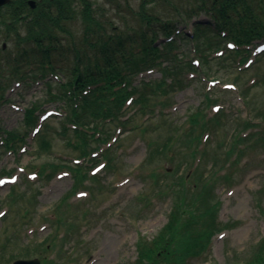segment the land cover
<instances>
[{"label": "rangeland", "instance_id": "374dc122", "mask_svg": "<svg viewBox=\"0 0 264 264\" xmlns=\"http://www.w3.org/2000/svg\"><path fill=\"white\" fill-rule=\"evenodd\" d=\"M92 1L95 2V8H98L99 20L108 24L109 34H116L127 27L129 32H132L130 27L137 28V17L142 5H145L144 9L150 15L162 19L176 21V17L181 16L180 27L188 26V29H193L197 21H208L207 14L199 13L198 10H195L196 14L192 18L183 16L186 11L196 8L195 0ZM257 12L260 14V11ZM1 20L7 18L1 17ZM260 21L264 23L263 16ZM67 28L78 37L83 33L80 20L67 23ZM6 39L0 35L1 57L15 55L25 47L23 45L18 48L14 41ZM194 44H197L199 50H206L207 54L212 51L206 38L196 40L195 43L192 39L188 43L184 41L177 51L180 53L178 58L168 59V69L177 71L175 74L162 76L158 69L142 77L147 82L165 81L163 89L160 87L163 91H154L156 100L158 97L157 103L162 104L160 109L154 108L155 111L159 110L154 111V119L147 122V117L140 113L134 120L135 124L142 127L147 125L149 132L125 128V133L120 135V144L112 149L115 161L111 167H105L96 173L94 179L81 183L74 194L77 179L69 173L64 178L60 176L69 172L66 165L77 164L74 159L79 158V153L69 143L71 138L59 133L62 126L60 119L49 121L52 123L50 151L37 150L39 135L32 140L31 130L25 138V153L21 150L18 154H10L0 149V181L5 179L4 176L15 177L14 183L0 184V264H14L20 259L33 258L43 263L45 256L56 259L54 264H135L139 256L137 243L143 240L151 244L157 238L174 204L171 194H166L167 188L162 180L164 177H151L150 174L160 166L170 173L175 172L171 180L188 173L193 165L197 166L196 173H204V180L212 185L211 201L218 203V212L212 244L202 255L190 258L187 264H242L251 258L264 240V134L260 129L241 131L250 118L262 121L261 127L264 128V115L261 114L264 112V52L258 55L253 65H247L249 68H246L239 63L240 57L231 56L227 50L229 46L223 41L224 51L207 56L210 62L201 60L203 71L195 74L198 80L187 83L183 80H188L185 70L175 66L182 59L183 63H193L195 59L202 58L200 53L194 51ZM3 45H6V49L1 51ZM189 77L192 76L189 74ZM205 78L218 79L220 83L210 86L203 80ZM231 83L239 90H227L226 85ZM26 84L22 83L6 92L11 103L0 107L2 128H17L25 133L29 128L23 123V108L28 107L32 101L45 103L47 92L43 86L37 83H31L30 86ZM206 92L211 93L213 102L217 101L215 105L224 107L227 119L224 124L213 126L214 135L207 140V137L202 138V147L204 144L207 146L205 152H202L204 158L200 160L198 157L192 161L193 157L189 154L191 149L184 142L188 136L185 133L178 136L180 140L177 146L158 154L156 149L159 144L163 145L167 141L165 138L176 139L177 133L172 132V127L183 129L192 115L203 110L207 117L217 113L213 105L207 107L209 101L206 100ZM14 106H19L21 110L18 111ZM56 106L46 105L44 109ZM107 130L111 133L114 131L109 128ZM184 130H187L186 127ZM254 132H257L259 138L257 142L250 138L239 147L237 144V152L230 154L231 145L239 143L241 135ZM68 134L72 135L71 132ZM150 144L153 145L150 147ZM153 155L155 158H152ZM80 163L85 166L89 164L84 159ZM52 164L59 170L52 173L51 178L44 174L34 178L38 170L36 167L50 168ZM2 169L7 173L2 174ZM11 192H14L13 195ZM81 192L87 193V197L79 198L77 195L83 194ZM69 202L79 205L70 206ZM5 212L8 213L4 215ZM86 212L88 214L85 215ZM57 216L62 217L61 223L56 221ZM67 222L73 223L72 230L64 240L56 239L57 234L63 237L61 231H65L64 225ZM81 226L83 229L80 230ZM52 247L57 249L52 251Z\"/></svg>", "mask_w": 264, "mask_h": 264}, {"label": "trees", "instance_id": "16d2710c", "mask_svg": "<svg viewBox=\"0 0 264 264\" xmlns=\"http://www.w3.org/2000/svg\"><path fill=\"white\" fill-rule=\"evenodd\" d=\"M78 1L79 5L76 0H56L54 6H50L49 9L40 8L33 11L31 19L23 23L19 22L21 17L17 13L19 4L17 6L11 4L12 19L9 25L5 24L9 33L6 37L7 40L14 41L18 48L23 45L25 47L15 55L0 56V105L4 100L2 95L16 80L36 77L44 79L50 75L57 76L58 79L64 77L65 82L50 80L44 88L48 100L60 104V108L63 109L59 133L68 139L71 138L69 143L82 156H87L96 147H92L94 142H102L109 138L107 131H104L105 136L101 133L108 126L111 128V124L113 129L115 124H120L126 129H141L142 132H149L150 128L147 125L141 127L134 123L137 113L134 117L121 120L123 108L125 102L134 96V105L139 108L140 113L153 114L158 100L154 91H159L160 86L165 83L162 81L152 84L146 87L147 89L131 85L129 75L122 73L120 62L122 60L126 68L129 67L131 70L146 68L144 61L146 57L138 60L141 55L137 57L134 49L138 47L142 55L152 56V52L158 51V48L152 46L153 43L161 35L167 37L174 33L175 28H172L174 21L152 16L145 11V5H142L137 17L139 19L137 28L130 27L132 32H129L127 27L116 34H109L108 24L102 19L99 20V11L94 7V3L88 0ZM195 1L196 8L186 11L183 16L192 18L195 10L206 13L211 19L210 24H214L219 31L226 30L238 46L252 45L255 40L264 37V23L260 21L262 16L264 17V0ZM257 10L261 11V14H258ZM78 20L83 26V33L79 37L67 28L68 22ZM4 23H0V26H4ZM210 28L204 29L203 26H198L195 32L198 37L203 36L207 39L210 50L216 51L222 47L223 42L220 40V34ZM173 44L174 42H171V48ZM236 53H240L239 50ZM60 61L65 65L60 64ZM176 67L183 66L177 64ZM188 67L192 69L191 65ZM176 72L167 68L165 75L169 76ZM208 100L211 101L210 98ZM41 106L39 102H32V106L25 109L26 126L34 127L37 124L36 112ZM261 114L264 115V112ZM200 116L202 113L198 112L189 118L188 123L191 126L188 130H184V127L183 129L178 126L172 127V132L177 133L176 139L164 137L167 141L163 145L159 144L156 152L165 153L177 146L179 137L185 133L184 135L188 134V136L184 142L191 149L189 154L194 159L199 153L198 145L204 131L212 130L210 125L220 124L218 117L204 120ZM247 125L251 126L249 123ZM199 128L200 133H198ZM0 131L4 132L2 136L4 149L13 153H17L24 145L25 137L28 135V132L21 133L17 128L9 131L0 127ZM51 131L52 123H46L37 138L39 152L51 150ZM69 132L72 135L68 134ZM93 132L101 134L100 137L96 138ZM241 140L243 139H240V142ZM237 144L236 142L231 145L232 152L235 151ZM152 145L150 144V147ZM104 159L107 160L110 168L111 163L115 161L113 151L106 152ZM51 168L56 167L52 164ZM40 169L42 175L47 167L40 166ZM82 170L81 166L76 169L79 183L86 178L85 175H81ZM167 178L164 177L162 180L167 188L166 192H169L174 199L168 222L151 244L143 240L138 242L139 257L135 264H187L190 258L198 257L208 250L212 236L216 232L215 217L218 203L211 201L212 185L204 180V173H196L194 181H191L192 185L184 176L171 180ZM13 193L11 192L12 195ZM62 221V217L59 216L57 222ZM64 226H67L69 233L73 223L67 222ZM242 264H264V240L251 258Z\"/></svg>", "mask_w": 264, "mask_h": 264}, {"label": "flooded vegetation", "instance_id": "af4514ba", "mask_svg": "<svg viewBox=\"0 0 264 264\" xmlns=\"http://www.w3.org/2000/svg\"><path fill=\"white\" fill-rule=\"evenodd\" d=\"M20 1L22 4H24V6H26L25 7V11L27 13L26 16H29V14H31V12L27 10V6H29L28 3L29 0H20ZM35 1L37 3V7L43 5L44 7L48 8L53 0H35ZM1 12H3V14H1ZM1 17L7 18V20L9 19V12L7 7L0 10V18Z\"/></svg>", "mask_w": 264, "mask_h": 264}, {"label": "water", "instance_id": "95a60500", "mask_svg": "<svg viewBox=\"0 0 264 264\" xmlns=\"http://www.w3.org/2000/svg\"><path fill=\"white\" fill-rule=\"evenodd\" d=\"M10 2V0H0V7L6 3ZM14 264H40L39 260H19L16 261Z\"/></svg>", "mask_w": 264, "mask_h": 264}]
</instances>
